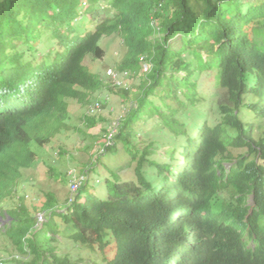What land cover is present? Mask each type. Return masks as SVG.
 Wrapping results in <instances>:
<instances>
[{
	"label": "trees",
	"instance_id": "16d2710c",
	"mask_svg": "<svg viewBox=\"0 0 264 264\" xmlns=\"http://www.w3.org/2000/svg\"><path fill=\"white\" fill-rule=\"evenodd\" d=\"M88 17L93 30L77 24ZM113 35L128 48L123 71L149 66L101 154L122 144L134 180L88 171L66 205L49 194L39 209L21 202L4 213L22 171L40 160L32 146L53 140L69 100L87 105L103 87L85 61L103 60L101 40ZM202 103L198 125L182 110ZM146 117L177 140L158 159L153 144H135L133 127ZM263 122L264 0H0V218L11 219L0 235L18 253L0 264H79L51 246L58 237L103 264H264ZM38 210L47 217L39 230Z\"/></svg>",
	"mask_w": 264,
	"mask_h": 264
},
{
	"label": "rangeland",
	"instance_id": "374dc122",
	"mask_svg": "<svg viewBox=\"0 0 264 264\" xmlns=\"http://www.w3.org/2000/svg\"><path fill=\"white\" fill-rule=\"evenodd\" d=\"M102 6L105 7L104 12H109L110 9L106 2H103ZM78 21L79 23L77 22V24H82V27L93 30L94 23L90 21L89 17L86 20L79 18ZM100 44L105 49V58L103 60H94L92 57H87L85 65L90 72L102 80L103 87L93 94L90 103L87 105H82L75 100H69L71 105L70 115L59 132L55 133L53 140L45 147L32 146L33 150L39 155L40 160L33 167L22 171V178L18 182L16 193L2 204L4 213L15 209L21 202L25 203L30 210H34L33 207H38L39 209L47 201V195L49 194L55 195L60 207L66 205L73 195V182L70 178L72 175L77 174L79 177L81 173L87 175L88 171H95L100 173V176L105 179L113 171L122 180H134L135 164L131 161V157L122 144H119L118 152L107 153L106 155L101 154L104 152L103 146L106 143L105 137L108 129L113 123L121 122L129 112L130 107L135 104L136 99L140 97L144 85L142 78L148 70L143 68L135 73L122 70L128 48L121 36L113 35L103 38ZM174 46H178L177 42H175ZM110 70L118 72L125 89L112 87L108 74ZM126 73L129 75H126ZM204 86V90L210 94L213 93L215 91L213 77L205 78ZM124 90H129V95ZM98 101L105 103L104 108L102 112L94 113L91 107ZM156 104L161 105V102L156 101ZM175 107L178 108L176 104ZM207 108L202 103L197 108L191 106L182 111L186 112L187 116L190 115V120L196 121L200 125L202 116L205 110L207 111ZM90 119L95 121L93 126L90 125ZM155 120L154 118L146 117L137 121L133 127L137 138L135 144L138 148L143 149L144 145L153 144L157 149V154L152 155L151 159H158V156L164 155L167 150L173 148L177 143L169 129L164 128L161 123ZM261 124L264 126V122ZM189 127L191 130L194 129L192 124ZM240 152L244 151H235L234 154L237 155ZM51 168L62 179H68V182H59L52 179L49 173ZM95 176L93 177L90 174V179H93L92 182ZM96 183L99 192H104L105 187L102 185L104 180ZM220 197L223 200L226 195L223 194ZM221 200H218L215 204L217 210L221 209L223 203ZM37 214L39 230L42 228V224L47 221V217L40 210L37 211ZM40 215L43 216L42 221L39 218ZM10 220V218H0V234L4 232V228L9 224ZM41 239L42 236L40 237ZM57 239L59 241L52 242L51 246L57 248L59 256L69 257L72 263L95 264V261H98L99 264H103L100 255L97 253L75 245L68 239L59 237ZM17 256L18 253L14 246L0 235V261L13 259Z\"/></svg>",
	"mask_w": 264,
	"mask_h": 264
},
{
	"label": "built area",
	"instance_id": "2783aa9c",
	"mask_svg": "<svg viewBox=\"0 0 264 264\" xmlns=\"http://www.w3.org/2000/svg\"><path fill=\"white\" fill-rule=\"evenodd\" d=\"M144 68H145V70H147L148 65L145 64ZM108 74H109L111 82L116 87L124 88V83H123V81L120 80V76H119L117 71L110 70ZM126 75H128V74L126 73ZM104 104L105 103H101L100 101L94 103L91 107L92 112H94V113L102 112V110L104 108ZM119 126H120V121L113 123V125L109 128V134L106 137V143H105L106 146H110L113 144L112 140H113L115 134L118 132ZM86 179H87V175L85 173H81V175H79V177L77 174L71 176V180L73 182V185H72L73 186V194L79 190V188L85 183ZM42 217L43 216H41V215L39 217L41 221H42Z\"/></svg>",
	"mask_w": 264,
	"mask_h": 264
}]
</instances>
